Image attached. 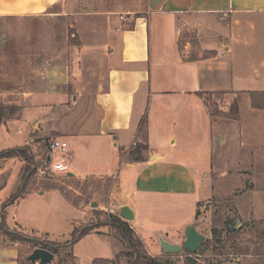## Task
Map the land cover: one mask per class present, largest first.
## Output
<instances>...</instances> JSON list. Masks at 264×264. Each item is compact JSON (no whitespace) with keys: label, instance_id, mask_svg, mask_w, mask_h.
Here are the masks:
<instances>
[{"label":"crops","instance_id":"0c3cea01","mask_svg":"<svg viewBox=\"0 0 264 264\" xmlns=\"http://www.w3.org/2000/svg\"><path fill=\"white\" fill-rule=\"evenodd\" d=\"M65 1L0 0V19L58 21L74 29L78 40L75 44L69 37H52L43 50V64L38 60L27 79L17 81L15 72L3 80L12 88L0 92L5 109L0 128L10 142L14 136L20 140L8 149L26 148L39 164L33 177L40 167L51 168L52 152L44 146L55 139L65 141L67 154L61 158L71 174L66 177L108 179L107 210L116 215L122 206L132 210L134 219L127 223L150 258L161 256V250L149 251L147 235L168 239L142 221L150 218L146 208L166 207V200L174 208L185 207L182 221L223 198L232 200L242 221L264 220V111L252 109L249 98L251 92H264V86L254 91L222 89L229 82L226 76L246 79L251 64L220 61V50L229 55L232 47L248 46L249 33L264 27V0H144L143 12H127L121 21L108 11L73 14L63 7ZM184 29L197 35L198 53L189 43L180 48ZM96 78L102 84L91 91L88 86ZM85 92L93 93L92 99L82 96ZM235 93L246 99L235 118L210 111L211 96ZM136 147L139 157L131 159ZM10 160L21 164L19 188L24 162L5 163ZM30 184L14 202L12 226L32 237L55 239L53 228L47 227L61 215L52 203H44L58 194L62 207L75 208L81 216L72 223L70 237L89 214L85 202L75 204L64 192ZM196 220L192 216L187 226ZM90 235L108 238L114 256L95 257L89 264H118L116 256L129 246L102 228L81 239ZM76 243L70 249L72 264H85L75 256ZM20 245L0 244V264H28L31 253L21 251Z\"/></svg>","mask_w":264,"mask_h":264},{"label":"rangeland","instance_id":"374dc122","mask_svg":"<svg viewBox=\"0 0 264 264\" xmlns=\"http://www.w3.org/2000/svg\"><path fill=\"white\" fill-rule=\"evenodd\" d=\"M63 7L71 10L73 14L79 15L92 13L94 11H108L116 14V17L121 21L123 18H127V12H143L144 0H66ZM133 16L134 15L132 14L131 17ZM57 22L58 21L53 22L39 19H0V82L12 79V74L14 75L15 72H18V75L14 76V79H17V81H21L23 78L27 79L26 76L31 75V70L38 65V60L42 61L43 64V50L49 46L48 40L52 37L56 39V41L62 40V38L69 37L71 31L74 32L72 35H76L74 29L67 30L68 28L66 29L63 26H60ZM252 31L253 33H249L252 39L249 40L248 46L241 45L237 48L232 47L233 50L229 55H226L225 52L220 50V58H222L220 61H223L224 59L235 66L242 64L245 65L248 61L251 64L249 70L251 75L249 74L246 79L226 76L224 79H228L229 82L228 84H225L226 86H222V89L226 88L233 91L249 89L254 91L256 89H261V87L264 86V78L262 79V75L264 76V27L258 29L255 28ZM181 35L182 42L189 43L194 51L196 49L193 53H198L199 44L197 35L186 29L182 31L180 36ZM14 61L16 64H14ZM12 66H15V69ZM96 66L98 65L96 64ZM12 69H14V72ZM255 75L257 76L255 77ZM222 80L223 79H219V82ZM17 81H15V83H17ZM258 82H261V84L258 85ZM98 83L102 84V79L96 78L95 80H91L88 89L92 91ZM82 96L87 99H92L94 94L91 92H85ZM245 100L241 99L240 94L235 93L224 95L217 94L216 96H211L207 101L212 113H218L220 116L225 112L229 113L228 116H231L233 111L230 107L232 108L234 104L238 106L240 102L243 104ZM8 111L6 112L7 115L9 113ZM2 128L3 127L0 128V152L8 149L10 144L18 145L20 143L19 138L16 136H14L13 140L10 142L8 136L4 134L5 129ZM134 152L139 153L138 147L134 149ZM130 158L133 159L132 156H130ZM61 159V154L58 151H53L50 162L51 168ZM5 161L6 160H0V213L2 204L15 195L20 188V186L19 188L17 187V177L20 172L21 164L15 160H10L7 163H5ZM42 165L43 164H41V166ZM27 167L28 164L24 163L20 181L27 176V174H25V169ZM51 168L49 166H47V168L40 167L41 172H37L36 176L33 177L35 175L34 173L29 178L27 189L31 187L30 183L38 182V187L57 186L64 190V193H66L69 200L72 202L74 201L76 204L79 203L78 199L80 198V201L85 202L90 210L88 211L89 214L88 216L86 215L87 218L84 222L75 225L77 228H81L85 225H97L98 223H104L108 220L102 215L104 213L112 214L107 210L108 194L111 188V182L108 184V179L74 181L66 177L69 170L66 172H55ZM44 174H46V176ZM107 184L109 185L108 188ZM86 185H88L87 188ZM50 200V202L44 203V207H48L52 203L53 207L57 208L55 212L58 211L60 213L61 219L60 221H57L53 218L49 222L47 228L50 226L53 228L52 235L55 239L50 238V240H47L52 243L64 244L66 241L70 240L68 233L72 229V223L81 220V216H79V213L75 208L67 211L62 207V205L59 204L58 194L53 195ZM168 201L169 200H166L162 203L163 205H167L163 208H160V206L149 207V210L146 208V211L150 214V218L148 222L146 220L142 221V224L146 228L160 231L163 236H167L168 241H172L171 239H173V243L182 247L184 241L183 231L187 226L186 222L190 221V218L193 216V218L197 217V232L204 235L207 240L199 247L196 252L198 255L189 256L186 252H182L178 255L168 256L159 252L158 237L152 235L150 238L147 235L145 243L146 246H148L149 251L151 253L159 252V254H161L159 257L153 256V259H156L161 263L172 262L173 264H264V257L259 258L253 255L256 253V250H258V247H260L261 251H264V245H262V243L260 244L261 241L258 240L255 233V223L263 220L242 221L236 216L232 200L229 198H223L218 200L214 199L206 206L203 205L202 212L200 211L198 216V209H196L193 211V214H191V217L189 216L182 221L185 216V207L178 206V208H174L170 206L171 204ZM90 202H97L98 207L96 209L91 208V206H89ZM14 204L15 203L9 204L5 208L8 221L4 220V224L0 227L1 245L6 244L7 242H15L6 235L8 233H14L17 238L21 240L32 237L28 233H23V231L17 226H12L11 219L16 213V207H13ZM260 208H264V204H261ZM226 220L236 222V236L227 235L224 225ZM101 228L103 231L109 232L117 240L121 238L116 230L107 226H100L99 229ZM258 228L261 230L264 227ZM212 229H215L220 233L217 240L222 243L223 248L215 245L216 241L214 240L216 239H214L212 235ZM133 235L139 240L134 232ZM21 240L16 241L19 245H22H20V250L26 254H30L33 247ZM135 246L139 252L149 257L142 243L141 246H138L137 243ZM216 246L217 248H215ZM130 252V246H127L122 253ZM75 256L79 261L89 264L95 257H102V259L113 257L114 251L108 238H100L95 235H90L76 243ZM72 260V253H70L69 248H66L60 250L58 254L54 256V260L50 264H72ZM129 261L131 262V260L126 257H122L117 262L118 264H128Z\"/></svg>","mask_w":264,"mask_h":264},{"label":"trees","instance_id":"16d2710c","mask_svg":"<svg viewBox=\"0 0 264 264\" xmlns=\"http://www.w3.org/2000/svg\"><path fill=\"white\" fill-rule=\"evenodd\" d=\"M73 33L74 32H72V31H71V33H69V38L71 39L72 42H74L76 44V43H78L77 36L75 34L72 35ZM184 44L185 43L182 42V35H181L180 39H179L180 48ZM194 59H196V54L192 55V60H194ZM11 88H12L11 85H9L7 83L0 82V92L11 90ZM249 98H250V106L252 109L264 111V92H251V93H249ZM231 110L233 111V113L230 117L235 118L238 115V106L236 104H234L233 107L231 108ZM4 114H5V109L2 105H0V123L4 117ZM8 115H10V114H8ZM48 149L50 150V143H49L48 147L44 146L45 152H47ZM131 156L132 157L133 156L139 157V153L138 152H131ZM9 159H21L24 163H27L28 167L25 169V174H27V176L20 181L21 182L20 188L18 189L17 193L15 195H13L7 202L2 204L1 208H2L3 214H2V217L0 218V227L4 224L3 222L5 220V211H4L5 208L9 204L14 203L21 196L25 195V193L27 191V185H28L29 178L34 173H36V169L39 168V164L36 163L34 157L29 153L28 149H26V148H14V149H8V150H4V151L0 152V160H9ZM87 180H89V181L93 180L94 181L95 179L89 178V179H86V181ZM109 182L110 181H108V184H109ZM108 184H107V188L109 186ZM87 187H88V185H86V188ZM44 188L47 190H59L61 192H64V190L58 188L57 186H46ZM64 195L66 196V193H64ZM80 200L81 199L79 198L78 202ZM102 215H104V217H106V219H108V220H106V222L98 223L97 225H88V226L85 225V226H82L81 228L74 227L72 233L70 234V240L64 244H57V243L49 242L47 240L48 239L47 236L30 237V238H26L24 240H21V239L17 238V236L14 233H12L13 235L11 233L10 234L8 233L6 235L14 241L21 240V241L28 243L29 245H31L33 247V249L36 247H41L42 249L48 250L54 256H56L60 250H64L66 248L71 249V247L77 241H79L82 237L88 235L89 233H91L95 229L99 228L100 226H107V227H110L111 229L116 230L119 233V236L127 242V244L130 246V249H131L130 253L118 254L116 256V261H118L122 257H126L127 259L131 260V262L129 261L128 264H173L172 262L171 263H169V262L168 263L158 262L156 259L149 258V257L145 256L143 253L139 252V250L137 249V247L135 245L137 243L138 246H141V242L135 238V236L133 235V231L131 230L129 225L125 221L121 220L118 215H112V214H106V213H104ZM232 224H233L232 221L226 220L224 222L225 231H226L227 235H229V236L230 235L236 236L237 231L235 230V228L232 230ZM258 227H264V220L260 221L258 223H255L256 237L258 238L259 241H261L260 244L262 243V245H264V228H262L260 230V228H258ZM211 232H212L214 239H216V240H214V241H216L215 245H218V246H220V248H223L222 243L219 240H217V237L220 235V233L217 232L215 229H212ZM215 248H217V246ZM70 253H71V250H70ZM195 255H198V253H195ZM253 255L256 257H259V258L260 257L263 258L264 257V251H261L260 247H258V250H256V253ZM168 256H170V255H168ZM26 262L28 264H30L28 260H26ZM263 262H264V260H263ZM94 264H95V262H94Z\"/></svg>","mask_w":264,"mask_h":264},{"label":"water","instance_id":"95a60500","mask_svg":"<svg viewBox=\"0 0 264 264\" xmlns=\"http://www.w3.org/2000/svg\"><path fill=\"white\" fill-rule=\"evenodd\" d=\"M38 141H41L38 139ZM48 144V142H46ZM71 175V174H67ZM98 207L96 202L91 204V208L96 209ZM199 211L197 212V215ZM118 216L125 222H131L134 219V214L128 206H122L119 208ZM236 222L232 224V230L235 228ZM184 241L182 247L177 244L166 241L162 236H158V246L164 255H178L182 252H186L189 256L195 255L199 247L207 238L198 233L196 230V222L189 226H186L183 231ZM27 260L31 264H50L54 260V255L48 250L42 248L34 249L27 257Z\"/></svg>","mask_w":264,"mask_h":264},{"label":"built area","instance_id":"2783aa9c","mask_svg":"<svg viewBox=\"0 0 264 264\" xmlns=\"http://www.w3.org/2000/svg\"><path fill=\"white\" fill-rule=\"evenodd\" d=\"M50 151H58L61 155L65 156L67 154V143L60 139L52 140L50 142ZM52 170L55 172H66L68 171V167L62 159L52 166Z\"/></svg>","mask_w":264,"mask_h":264}]
</instances>
